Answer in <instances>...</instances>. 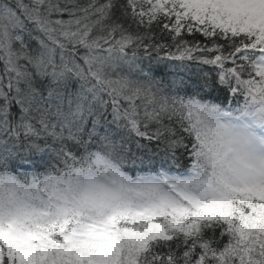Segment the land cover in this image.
<instances>
[{"label": "snow or ice", "instance_id": "1", "mask_svg": "<svg viewBox=\"0 0 264 264\" xmlns=\"http://www.w3.org/2000/svg\"><path fill=\"white\" fill-rule=\"evenodd\" d=\"M0 264H264V0H0Z\"/></svg>", "mask_w": 264, "mask_h": 264}]
</instances>
